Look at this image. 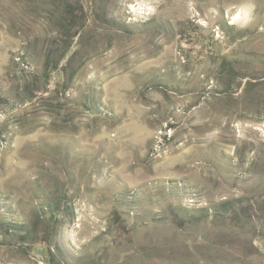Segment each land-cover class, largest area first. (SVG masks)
<instances>
[{
  "label": "rangeland",
  "instance_id": "1",
  "mask_svg": "<svg viewBox=\"0 0 264 264\" xmlns=\"http://www.w3.org/2000/svg\"><path fill=\"white\" fill-rule=\"evenodd\" d=\"M0 264H264V0H0Z\"/></svg>",
  "mask_w": 264,
  "mask_h": 264
}]
</instances>
